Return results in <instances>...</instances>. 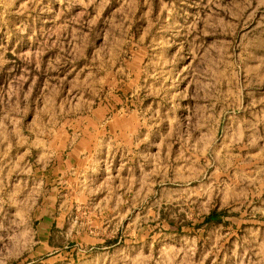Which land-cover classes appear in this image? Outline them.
<instances>
[{
    "label": "rangeland",
    "instance_id": "rangeland-1",
    "mask_svg": "<svg viewBox=\"0 0 264 264\" xmlns=\"http://www.w3.org/2000/svg\"><path fill=\"white\" fill-rule=\"evenodd\" d=\"M89 121L118 243L41 247ZM0 264H264V0H0Z\"/></svg>",
    "mask_w": 264,
    "mask_h": 264
},
{
    "label": "crops",
    "instance_id": "crops-1",
    "mask_svg": "<svg viewBox=\"0 0 264 264\" xmlns=\"http://www.w3.org/2000/svg\"><path fill=\"white\" fill-rule=\"evenodd\" d=\"M92 126V122L89 121L85 123L84 130L80 127L78 128L77 133H74V137L70 138L67 134V139L64 137L63 141L69 139L70 141L62 144L58 143L54 149H50L51 153L49 156L51 157L47 158L46 162L44 161V164H41L36 169L47 194L51 192V194L55 195L56 192L63 189L64 196H70L71 210L70 213L66 212L64 215L71 214L76 218V222L70 227H66L65 216L61 218L62 216L59 215V217H55L52 220L46 217L43 218L39 223L41 229L39 243L41 247H47L52 250L58 247L66 248L70 242H72L73 246L79 247L83 245L95 246L96 244L112 247L118 243L116 241L112 244L109 239L96 237L100 232H105L107 230L106 227L110 224L105 222L104 219L100 220V217L103 218L112 212V192L102 193V190H100L97 194L96 191L99 190L92 191L91 178L92 171H94V169H91L94 164L92 156L100 146L99 140L94 138L96 142L93 141L92 135L95 134V130L93 131ZM87 179L88 182L91 180L88 185L86 183ZM124 195L125 193H120V199ZM120 210L122 211V208ZM220 217L222 218L223 216L220 215ZM209 220H212V218ZM212 221L214 222L215 220ZM61 231L74 232L73 239L75 242H68L63 236L58 240L56 236L61 235Z\"/></svg>",
    "mask_w": 264,
    "mask_h": 264
},
{
    "label": "trees",
    "instance_id": "trees-1",
    "mask_svg": "<svg viewBox=\"0 0 264 264\" xmlns=\"http://www.w3.org/2000/svg\"><path fill=\"white\" fill-rule=\"evenodd\" d=\"M209 219H211V218L209 217Z\"/></svg>",
    "mask_w": 264,
    "mask_h": 264
}]
</instances>
